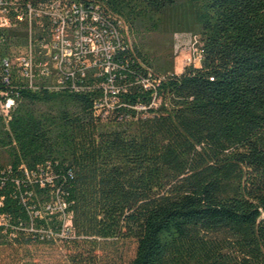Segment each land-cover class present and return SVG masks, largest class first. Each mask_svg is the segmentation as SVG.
<instances>
[{
	"label": "trees",
	"instance_id": "1",
	"mask_svg": "<svg viewBox=\"0 0 264 264\" xmlns=\"http://www.w3.org/2000/svg\"><path fill=\"white\" fill-rule=\"evenodd\" d=\"M76 1L194 34L201 64L177 74L125 43L110 108H96L102 88L22 93L0 130L11 145L0 169L41 164L53 181L8 184L17 196L0 209L12 224L0 245L68 247L69 264L131 243L122 264H264V0ZM57 199L71 214L66 235L62 212L46 209ZM33 209L57 236L30 229Z\"/></svg>",
	"mask_w": 264,
	"mask_h": 264
},
{
	"label": "built area",
	"instance_id": "2",
	"mask_svg": "<svg viewBox=\"0 0 264 264\" xmlns=\"http://www.w3.org/2000/svg\"><path fill=\"white\" fill-rule=\"evenodd\" d=\"M17 29L26 36L15 33ZM126 31V20L115 14L105 16L100 5L88 7L76 0H0V130L9 129L26 91L45 88L71 93L102 88L104 96L96 102L97 110L117 103L121 66L116 55L125 43L129 44ZM6 132L9 131H0V139ZM12 166L0 169V209L9 195L17 196L16 192L9 193V183L20 190L23 183L44 185L45 181H53L51 172L43 173L41 164L35 169L25 163L17 170ZM25 194L32 197L34 191L27 190ZM22 201L25 204L24 195ZM67 207L61 199L46 205L47 210L62 212L61 235L70 233L71 214L66 212ZM29 214L31 230L57 236L52 229L36 226L37 220L43 218L41 210L33 209ZM11 226L9 213L0 212V232L7 236Z\"/></svg>",
	"mask_w": 264,
	"mask_h": 264
},
{
	"label": "rangeland",
	"instance_id": "3",
	"mask_svg": "<svg viewBox=\"0 0 264 264\" xmlns=\"http://www.w3.org/2000/svg\"><path fill=\"white\" fill-rule=\"evenodd\" d=\"M126 40L134 47L148 53L154 59L174 63V71L182 73L187 66L201 64L199 38L190 32L173 35L164 33L160 19H151L131 24L126 20ZM170 58V60H169ZM98 252L94 264H122L123 256L134 254L135 244L124 250L121 245ZM74 246L71 244V263ZM0 264H69V248L64 246H11L0 245ZM93 264V262H92Z\"/></svg>",
	"mask_w": 264,
	"mask_h": 264
}]
</instances>
